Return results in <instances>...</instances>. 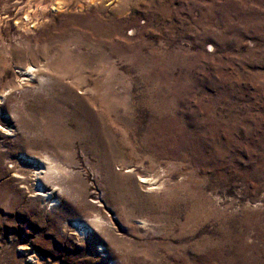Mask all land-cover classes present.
<instances>
[{
  "label": "rangeland",
  "instance_id": "obj_1",
  "mask_svg": "<svg viewBox=\"0 0 264 264\" xmlns=\"http://www.w3.org/2000/svg\"><path fill=\"white\" fill-rule=\"evenodd\" d=\"M0 264H264V0H0Z\"/></svg>",
  "mask_w": 264,
  "mask_h": 264
},
{
  "label": "bare ground",
  "instance_id": "obj_2",
  "mask_svg": "<svg viewBox=\"0 0 264 264\" xmlns=\"http://www.w3.org/2000/svg\"><path fill=\"white\" fill-rule=\"evenodd\" d=\"M96 101H97V104L99 103L101 105V107H103L104 117H101V116H99V117H101V119L104 118L105 124H104V126H102L100 128L101 131H96V135L94 134L95 140H96V141L94 140V143L96 142V144L99 145L100 158L105 161L104 162L105 168L108 171H110L109 157L111 156V154L115 153L114 147L116 148V146L114 145V141L111 138V135L114 133L119 138H122V135H123L120 128H118V124L120 123V120H122V117H123L122 114L124 112V106H123L124 98L120 97V94H115V95L111 96V94L106 93L104 95V97H101L98 100L96 99ZM101 123L103 124V121H101ZM91 125H92V123H91ZM92 129H94V128H92ZM40 169H41V167L34 169L35 171L32 170L31 176L33 178L32 180H34L33 183H34V188H35L34 189L35 192H34L33 196H39L42 198L47 197L48 203H51V205H53L56 200L49 198L50 194H52V193H45V191L43 190V185L41 183H38V180H41V179L42 180L46 179V181H47L51 177L50 175L54 172L53 168L48 167L47 170H44V171L40 170ZM41 173H43L42 176H41ZM20 177L21 176H18V178H20ZM140 182L141 183H147V181L145 179H143V180L141 179ZM72 227L77 230L78 235H80L81 237H83L84 235H86L88 233V229L83 227V225L80 224L79 222H74L72 224ZM98 249H100V248H98Z\"/></svg>",
  "mask_w": 264,
  "mask_h": 264
}]
</instances>
